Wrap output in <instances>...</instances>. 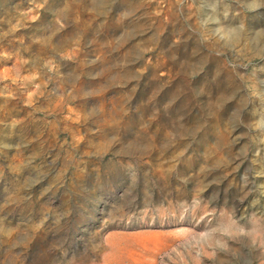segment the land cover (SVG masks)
I'll use <instances>...</instances> for the list:
<instances>
[{
  "label": "rangeland",
  "instance_id": "1",
  "mask_svg": "<svg viewBox=\"0 0 264 264\" xmlns=\"http://www.w3.org/2000/svg\"><path fill=\"white\" fill-rule=\"evenodd\" d=\"M0 264H264V0H0Z\"/></svg>",
  "mask_w": 264,
  "mask_h": 264
}]
</instances>
